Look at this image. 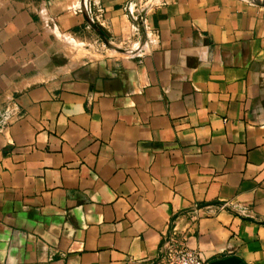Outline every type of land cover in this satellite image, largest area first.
Returning a JSON list of instances; mask_svg holds the SVG:
<instances>
[{
  "label": "crops",
  "instance_id": "obj_1",
  "mask_svg": "<svg viewBox=\"0 0 264 264\" xmlns=\"http://www.w3.org/2000/svg\"><path fill=\"white\" fill-rule=\"evenodd\" d=\"M90 2L0 0V264H264V0Z\"/></svg>",
  "mask_w": 264,
  "mask_h": 264
},
{
  "label": "built area",
  "instance_id": "obj_2",
  "mask_svg": "<svg viewBox=\"0 0 264 264\" xmlns=\"http://www.w3.org/2000/svg\"><path fill=\"white\" fill-rule=\"evenodd\" d=\"M88 13H92V6L89 3L85 6ZM154 264H209L203 258L200 251L186 245L184 242L173 240L168 244L162 258Z\"/></svg>",
  "mask_w": 264,
  "mask_h": 264
},
{
  "label": "water",
  "instance_id": "obj_3",
  "mask_svg": "<svg viewBox=\"0 0 264 264\" xmlns=\"http://www.w3.org/2000/svg\"><path fill=\"white\" fill-rule=\"evenodd\" d=\"M91 25L98 32V34L101 36V38L104 40V42L107 45H109L115 49H118V50H123V49H120L119 47H116L115 45H113L110 42L105 30L97 22H95L92 19H91ZM209 264H243V263L241 262V259H239L238 257L231 256V257H227V258H223V259L214 260V261L210 262Z\"/></svg>",
  "mask_w": 264,
  "mask_h": 264
}]
</instances>
